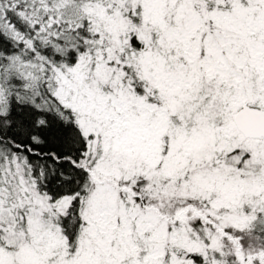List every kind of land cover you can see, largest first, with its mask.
<instances>
[{
    "label": "snow or ice",
    "instance_id": "1",
    "mask_svg": "<svg viewBox=\"0 0 264 264\" xmlns=\"http://www.w3.org/2000/svg\"><path fill=\"white\" fill-rule=\"evenodd\" d=\"M0 264H264V0H0Z\"/></svg>",
    "mask_w": 264,
    "mask_h": 264
}]
</instances>
